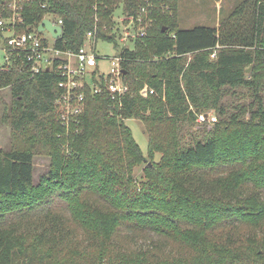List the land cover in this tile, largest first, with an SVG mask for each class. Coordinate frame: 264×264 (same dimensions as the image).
<instances>
[{"label": "trees", "instance_id": "1", "mask_svg": "<svg viewBox=\"0 0 264 264\" xmlns=\"http://www.w3.org/2000/svg\"><path fill=\"white\" fill-rule=\"evenodd\" d=\"M147 3L156 21L120 46L115 10L136 15ZM48 5L26 2L22 29L52 12L64 21L57 45L75 51L96 30L120 49L128 91L89 90L77 130L65 136L57 72L0 73V89L12 91L4 118L18 138L0 150V264H264V0L193 28L180 27L177 0ZM227 86L252 100L230 112ZM212 108L210 136L183 146L179 124ZM132 118L148 135L147 155ZM38 152L51 163L37 184Z\"/></svg>", "mask_w": 264, "mask_h": 264}, {"label": "built area", "instance_id": "2", "mask_svg": "<svg viewBox=\"0 0 264 264\" xmlns=\"http://www.w3.org/2000/svg\"><path fill=\"white\" fill-rule=\"evenodd\" d=\"M32 0H7L0 5V73L17 67L19 72L35 77L45 70H54L61 76L58 86L63 92L56 100V111L68 136L77 130L80 117L86 109L87 93L96 95L109 90L113 95H123L128 91L122 65V57L117 54L113 57H104L109 60V71L99 70V61L102 59L95 52L98 41L96 30H90L85 36L84 44L75 51L63 49L57 45V40L63 34V19L52 12H48L44 19H49L53 25L62 27L59 37L45 29L51 38L44 36V31L38 27L24 28L26 17L24 15L25 3ZM42 8H49V0H37ZM147 3L142 6L136 15H127L123 18V28L120 32L122 41L133 43L137 38L144 37L147 27L153 21L151 7ZM40 22V23H41ZM127 22V23H124ZM39 23V25H40ZM217 55L215 49L212 58ZM88 74L93 77L92 83L88 81ZM147 89V88H146ZM150 92H154L151 89ZM208 114H201V120L209 119ZM216 121V116H211Z\"/></svg>", "mask_w": 264, "mask_h": 264}, {"label": "rangeland", "instance_id": "3", "mask_svg": "<svg viewBox=\"0 0 264 264\" xmlns=\"http://www.w3.org/2000/svg\"><path fill=\"white\" fill-rule=\"evenodd\" d=\"M242 1L243 0H177L179 25L181 28H193L199 25L216 26L221 19L229 15L231 10ZM123 10V6L118 7L115 10L114 14V20L117 23L116 26H118L119 28H123L122 19L125 18ZM152 19L153 21L150 22V25L156 21V18L154 16L152 17ZM43 34L44 36L51 38L50 34L47 31H44ZM119 34H117V39L120 46L131 45L129 41H122ZM118 49L115 47L113 42L105 39H98L94 52L102 58L99 61L100 71H109V60L104 59V57H113L117 55L120 50ZM190 59L191 57L188 56V61ZM87 78L89 83H92L93 77L91 76V74H88ZM222 93V102L227 105V107L230 109V112L233 111L235 107L243 103H249L252 100L249 95L248 89L241 87L232 88L227 86L223 89ZM4 101L9 104H11L12 102V91L10 87L0 89V150L9 151L18 138H14L11 124L4 118ZM216 113V109L212 108L207 110V112H200L196 121H182L179 124L181 144L183 146H190L195 144L197 140H206L210 136V133L212 131L211 129L214 125V121L211 120V116H217ZM201 114H208L210 118L207 119L206 122H204V120L200 119ZM127 124L131 127L134 138L140 145L142 151L145 155H147L149 151L148 135L144 131L142 122L138 119L132 118L127 120ZM34 163V181L38 184L40 183L41 178L44 175L48 174L50 170L51 158L45 153L38 152L35 156ZM142 168L143 164L136 166L135 174H142ZM218 172L223 171L219 170ZM139 239H141V237ZM141 241H143L142 244H144L146 241H149V239L143 238L141 239ZM130 245L132 246V244ZM169 247H171V244H167L166 249Z\"/></svg>", "mask_w": 264, "mask_h": 264}, {"label": "water", "instance_id": "4", "mask_svg": "<svg viewBox=\"0 0 264 264\" xmlns=\"http://www.w3.org/2000/svg\"><path fill=\"white\" fill-rule=\"evenodd\" d=\"M45 29L52 32L55 37H59L62 32V27L55 26L49 19H44L39 25V31H44ZM251 68L248 69V72Z\"/></svg>", "mask_w": 264, "mask_h": 264}]
</instances>
